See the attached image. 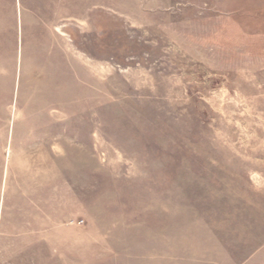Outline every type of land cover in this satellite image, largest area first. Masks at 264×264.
Instances as JSON below:
<instances>
[{"label":"rangeland","instance_id":"obj_1","mask_svg":"<svg viewBox=\"0 0 264 264\" xmlns=\"http://www.w3.org/2000/svg\"><path fill=\"white\" fill-rule=\"evenodd\" d=\"M0 264H264V0H0Z\"/></svg>","mask_w":264,"mask_h":264}]
</instances>
